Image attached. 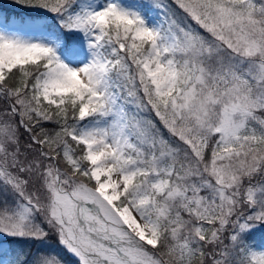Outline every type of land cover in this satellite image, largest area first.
<instances>
[{"label": "snow or ice", "instance_id": "snow-or-ice-1", "mask_svg": "<svg viewBox=\"0 0 264 264\" xmlns=\"http://www.w3.org/2000/svg\"><path fill=\"white\" fill-rule=\"evenodd\" d=\"M14 4L0 264H264V0Z\"/></svg>", "mask_w": 264, "mask_h": 264}, {"label": "rangeland", "instance_id": "rangeland-1", "mask_svg": "<svg viewBox=\"0 0 264 264\" xmlns=\"http://www.w3.org/2000/svg\"><path fill=\"white\" fill-rule=\"evenodd\" d=\"M6 9L9 10V13L6 12ZM24 11L25 10L21 6H18V5L10 6L8 8L7 6H5V4H0V12H3L8 15H13V14L23 15ZM49 243L51 244L52 249H56L57 251H59L57 244H55V239H52L51 241H49ZM62 254H64L65 256L66 254L71 256V254H68L66 252H62Z\"/></svg>", "mask_w": 264, "mask_h": 264}, {"label": "trees", "instance_id": "trees-1", "mask_svg": "<svg viewBox=\"0 0 264 264\" xmlns=\"http://www.w3.org/2000/svg\"><path fill=\"white\" fill-rule=\"evenodd\" d=\"M0 4H5V6H7L8 8L10 6H15L14 0H0ZM6 12L9 13V10L6 9ZM55 244H56V241H55ZM48 250L50 251L51 249H48ZM61 258L65 261V264H74V261L71 258H69L67 255L65 256L64 254H62V252H61Z\"/></svg>", "mask_w": 264, "mask_h": 264}]
</instances>
